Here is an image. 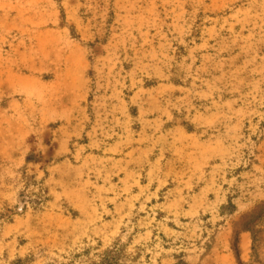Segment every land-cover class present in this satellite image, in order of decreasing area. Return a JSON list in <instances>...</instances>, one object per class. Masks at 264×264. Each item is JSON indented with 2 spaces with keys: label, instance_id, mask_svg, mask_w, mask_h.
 Returning <instances> with one entry per match:
<instances>
[{
  "label": "rangeland",
  "instance_id": "374dc122",
  "mask_svg": "<svg viewBox=\"0 0 264 264\" xmlns=\"http://www.w3.org/2000/svg\"><path fill=\"white\" fill-rule=\"evenodd\" d=\"M264 264V0H0V264Z\"/></svg>",
  "mask_w": 264,
  "mask_h": 264
},
{
  "label": "trees",
  "instance_id": "16d2710c",
  "mask_svg": "<svg viewBox=\"0 0 264 264\" xmlns=\"http://www.w3.org/2000/svg\"><path fill=\"white\" fill-rule=\"evenodd\" d=\"M113 258L110 257V253H106L103 257L99 259V261L94 262L92 264H113Z\"/></svg>",
  "mask_w": 264,
  "mask_h": 264
}]
</instances>
